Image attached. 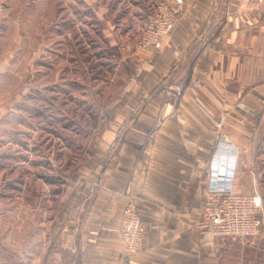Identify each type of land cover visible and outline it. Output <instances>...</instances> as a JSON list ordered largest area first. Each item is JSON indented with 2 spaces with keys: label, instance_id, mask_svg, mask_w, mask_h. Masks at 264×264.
I'll return each mask as SVG.
<instances>
[{
  "label": "crops",
  "instance_id": "1",
  "mask_svg": "<svg viewBox=\"0 0 264 264\" xmlns=\"http://www.w3.org/2000/svg\"><path fill=\"white\" fill-rule=\"evenodd\" d=\"M184 2L161 48L135 53L134 86L112 110L116 147L102 183L84 212L61 221L43 264H240L244 247L197 222L219 139L239 150L236 184L264 138V0ZM130 200L145 228L133 254L120 237Z\"/></svg>",
  "mask_w": 264,
  "mask_h": 264
},
{
  "label": "rangeland",
  "instance_id": "2",
  "mask_svg": "<svg viewBox=\"0 0 264 264\" xmlns=\"http://www.w3.org/2000/svg\"><path fill=\"white\" fill-rule=\"evenodd\" d=\"M159 1L0 0V264H43L61 221L102 183L112 110L134 86L135 53L149 54ZM235 190L261 199L262 224L226 241L244 247L240 264H264V138Z\"/></svg>",
  "mask_w": 264,
  "mask_h": 264
},
{
  "label": "built area",
  "instance_id": "3",
  "mask_svg": "<svg viewBox=\"0 0 264 264\" xmlns=\"http://www.w3.org/2000/svg\"><path fill=\"white\" fill-rule=\"evenodd\" d=\"M185 0H160L141 40L144 52L154 53L173 30L183 10ZM198 86V83H194ZM177 96L182 91L176 92ZM239 150L221 137L210 162L209 180L205 190V202L200 212L197 228L211 238L246 240L255 237L262 224V203L255 195L235 191ZM144 224L136 206L130 200L125 206L120 222V237L127 253L141 249Z\"/></svg>",
  "mask_w": 264,
  "mask_h": 264
}]
</instances>
